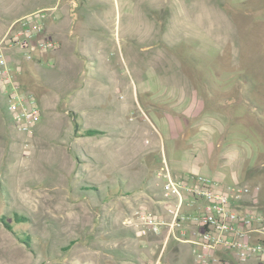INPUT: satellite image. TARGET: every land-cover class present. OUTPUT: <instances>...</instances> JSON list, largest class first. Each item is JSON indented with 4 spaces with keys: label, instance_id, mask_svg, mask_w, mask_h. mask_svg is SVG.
<instances>
[{
    "label": "rangeland",
    "instance_id": "1",
    "mask_svg": "<svg viewBox=\"0 0 264 264\" xmlns=\"http://www.w3.org/2000/svg\"><path fill=\"white\" fill-rule=\"evenodd\" d=\"M86 3L88 17L83 20L82 31L90 40L67 33L47 34L61 42V49L48 56L58 57L56 66H43L42 84L50 90L52 103L47 105L46 99L41 103L42 132L32 134L28 148L24 147L25 137L13 128L11 141L0 139V264H134L123 257L138 252L143 256V264L158 262L160 253L155 237H115L120 229L132 230L123 226L122 220L131 210L150 208L147 198H97L91 191L80 192L79 188L92 187L94 181L100 192L107 189L105 182L119 191L121 186L130 190L141 183L143 191L161 194L157 168L164 164L163 160L170 167H187L194 148L190 140L191 122L175 123L173 138L164 134L162 140L155 130L161 128V123L151 111L155 108L149 101L159 93L154 79L159 76L160 80L168 77L174 84L181 76L187 91H191L192 85L197 86L199 102L203 97L207 104L229 103L227 108L232 116H238L240 111L246 116L256 114L253 119L247 116L240 123H227L236 134L242 129L240 143L233 141L229 153L232 156L236 147L245 150L240 153L242 159L224 154L222 158L216 157L217 152L219 155L225 150L217 151L208 145L202 175L222 180L223 186H259L258 201L264 206V128L255 112L264 114V24L257 28V23L246 20L242 35L236 33L240 36L235 44L230 43L225 49L215 33L211 37L204 29L210 19L213 22V17L208 16L210 9L222 7L217 2L209 3L207 16L198 18L192 17L198 5L192 8L191 15H182L185 7L180 0ZM5 7L6 0H0V8ZM239 19L238 25L242 23ZM185 44L195 54L184 48ZM13 53L9 51L10 55ZM32 79L35 84L32 75L27 78ZM148 88L152 95H146ZM32 89L35 91V85ZM176 92L174 97L178 98ZM3 104L6 105L5 100ZM135 125L141 129L136 131ZM144 127L150 135L143 133ZM88 130L104 134L83 137ZM153 130L158 143L153 140ZM161 131L164 133L162 128ZM144 135L152 137L147 138L151 143L145 150L138 143ZM111 141L121 144L117 151L112 150L116 155L104 149ZM76 159L83 163L80 165ZM143 165L147 169L145 182L137 173ZM155 182L159 184L155 186ZM157 203L151 204L149 210L153 213L160 210L155 208ZM16 215L23 220L16 222ZM25 236L30 239L28 247L18 239ZM70 241L74 243L64 251ZM163 261L158 264H166Z\"/></svg>",
    "mask_w": 264,
    "mask_h": 264
},
{
    "label": "built area",
    "instance_id": "2",
    "mask_svg": "<svg viewBox=\"0 0 264 264\" xmlns=\"http://www.w3.org/2000/svg\"><path fill=\"white\" fill-rule=\"evenodd\" d=\"M57 7L41 9L13 22L0 44V94L13 130L25 137L24 147L41 120L36 97L13 78L6 52L19 51L31 61L33 51H57L60 44L47 37L46 26L58 19ZM162 182L163 212L139 207L125 215L122 225L139 238L160 237L186 244L194 264L264 262V208L259 186H223L198 174L175 177L167 168L157 172ZM154 264H158L155 262Z\"/></svg>",
    "mask_w": 264,
    "mask_h": 264
},
{
    "label": "crops",
    "instance_id": "3",
    "mask_svg": "<svg viewBox=\"0 0 264 264\" xmlns=\"http://www.w3.org/2000/svg\"><path fill=\"white\" fill-rule=\"evenodd\" d=\"M79 0H6V7L0 8V14L6 15L7 17H0V44L3 40V37L7 31V28L15 21L20 19L21 17H24L30 13L39 11L41 9H46L50 7H57V14H58V20L56 22H49L46 26V32L47 34L55 35L54 33H59V35L69 34L71 37L73 35H77L78 38H83L85 40H90L91 38H88L87 35L83 33L84 27L82 26L83 20L88 17L87 13V7H86V0H81L82 2L77 3ZM237 1V0H233ZM251 0H238L237 2H248ZM253 1V0H252ZM257 5L255 7H248V5H245L243 7H226L219 10H213L210 9V12L208 16L213 17V22L210 19L209 26L207 28L208 32L210 33V36L213 37L211 34L212 32L217 35V37L223 41L224 48L227 49V47L232 43L233 45L235 43L234 40L237 39L240 35L236 33L240 32L242 35L243 29H246L244 25L247 24L246 20L251 19V23H257V28H260L261 24H264V7H259L260 0H256ZM219 12V13H218ZM184 15V13L182 14ZM196 14L193 12L192 17L194 18ZM240 19H239V17ZM256 18H258L256 20ZM241 21L239 25L236 23V21ZM192 26L195 25L194 22H191ZM259 23V24H258ZM67 25V27H66ZM77 27V29H76ZM81 28V30L79 29ZM214 34V35H215ZM58 35V36H59ZM57 37V36H56ZM55 37V38H56ZM237 37V38H236ZM61 41V39H59ZM216 39H213V42L216 43ZM93 41H96V39H93ZM58 42V40H57ZM60 44V48L57 51H49L46 53H39L35 50V53L33 52V59L31 61H25L22 60V55L19 53V51H14L12 55L9 54V52H6V55L8 57L9 62L13 66V78L15 81H17L21 87L25 90L30 92L31 94L34 93L35 97L39 103V107L41 109V103L45 100L46 104L49 105L52 103V101L49 98L50 90L46 87V85L42 84L43 82V66L49 65L51 67H54L58 64L59 59L58 57L50 58L48 57L51 52H59L61 49V42H58ZM98 46V45H97ZM259 47V45L257 44ZM215 47V45H213ZM32 75L35 78V84L34 80L31 81L27 80L28 76ZM235 77V75H233ZM155 86L157 87V90L159 93L155 94L156 97H150L149 105L151 107H154L155 110H151L154 112V116L159 120L161 123V128L163 129L164 133L161 131V128L155 127V130L157 131L158 135L162 137V140L164 139V134L168 135L169 138H173V131L176 130L174 126L175 123H177L179 120H183L187 122H191L190 130H191V136L190 140L193 144L194 148L190 151V161L187 167H184L183 170L170 167L168 162L166 160H163L164 164H161L158 166V171H160L163 168H167V170L175 177L182 176V175H190V174H198L202 175V173H205L203 170V161L207 159V155L205 154V148L208 145H212L215 150H225L224 153L221 152L218 155V152L215 154L216 157L222 158V154L227 157H232L237 159H242L243 156H240V153H244L245 150L238 149L236 147L233 151V155L230 156L231 151V143L234 141L237 144H239L240 136L242 134V129L237 132L234 131V134L232 135L233 131H231L230 127H228L227 123L231 120L238 121L239 123L244 121L246 117L247 119H250V117L253 119V117L256 115L255 113H252L253 116L245 115V113L239 112L238 116H232L230 115V109L229 103L228 104H222V106L207 104L205 101V98L202 97L201 102H199L198 97H200V94L198 93L197 86L192 85L190 88V92L186 87H183V80L181 76L176 79L179 82L170 83L168 77H163L160 80L159 77L154 78ZM45 83H47L46 80H44ZM181 82V84H180ZM35 85V91L32 89V86ZM176 88V89H175ZM39 89V90H37ZM160 89V90H159ZM164 90V91H162ZM174 90H177L176 96H179L178 98L174 97ZM184 92V93H183ZM146 95H152L151 89L148 88V92ZM181 97V98H180ZM6 98L0 94V109L3 107V102ZM170 101V102H169ZM234 104V103H233ZM231 104V105H233ZM230 105V106H231ZM6 107V105H5ZM232 107H235L232 106ZM237 107V106H236ZM47 109V107H46ZM49 109V108H48ZM53 109V108H51ZM222 110V111H221ZM220 111V112H219ZM257 113V120L258 123L259 120H264V114L255 111ZM67 113V111L65 112ZM190 113V116H186V114ZM222 113V114H221ZM146 124V123H145ZM147 126V124H146ZM43 123L41 125H38L35 129V134L39 132H42ZM136 131H139L141 129L140 126L135 125ZM227 129H230L228 131ZM145 131V132H144ZM154 133H156L153 130ZM143 133L150 135L149 131H147V127L143 128ZM157 133L154 135L153 140H156L158 143ZM232 135V136H230ZM106 137V136H104ZM151 136L144 137L138 139L139 145H143V150L148 148L150 146ZM147 141L149 143H147ZM228 143V144H227ZM131 145L134 144V142H130ZM226 144V145H225ZM119 141H111L106 143V147H104L105 150H109L110 153H113L116 155L114 151H117V147L120 146ZM159 149V146H158ZM155 159V158H153ZM146 165L141 166V168H138L139 174H141V182H145L146 180L143 179L147 176V169L145 168ZM206 176L217 183H222V180H217L214 178H211L207 176V174L203 175ZM140 182V181H137ZM159 183L155 182V186H157ZM135 190L140 192H146V191H152V190H145L143 191L140 184H135ZM138 186V187H137ZM134 189V188H133ZM162 194V193H161ZM142 196V195H141ZM140 196V197H141ZM138 197V198H140ZM149 204V203H148ZM151 204L153 202H150L149 206L150 208L153 207ZM163 201H159L155 208H158V212L162 213L164 208ZM145 207V206H142ZM145 208L150 209L148 206ZM151 211V210H150ZM152 212V211H151ZM157 212V213H158ZM158 213V214H160ZM157 239L156 246H159V258L158 262L160 260H164L163 263L166 264H194L192 261L191 256V249L186 244H181L177 241H175L173 238L167 239L166 235H162L160 237H155Z\"/></svg>",
    "mask_w": 264,
    "mask_h": 264
},
{
    "label": "trees",
    "instance_id": "4",
    "mask_svg": "<svg viewBox=\"0 0 264 264\" xmlns=\"http://www.w3.org/2000/svg\"><path fill=\"white\" fill-rule=\"evenodd\" d=\"M238 1V0H237ZM235 2L233 0H198V1H195V0H180L181 2V5L184 8V14L186 15H191V12H192V8H196V6L198 5V10L195 11L194 10V13L196 14L197 18L198 16L202 15V16H207V11H209V3H213V2H217V4L220 5L223 7V8H226V7H243L245 5H248V7H255V6H258L257 5V2L256 0H251V1H248V2ZM222 7H219L220 9H223ZM259 7H264V0H260V3H259ZM186 9H190L189 12L186 13ZM201 9V11L199 10ZM219 13V12H218ZM161 31V29H160ZM184 48H188L192 51L193 54H195V51L193 48L187 46L185 44ZM193 49V50H192ZM184 55V53H182ZM192 54V56H193ZM198 55V54H197ZM4 106V109L2 107V109H0V139L1 140H5V141H9L11 139V134H10V130L12 128V125H11V121L8 117V114L6 112V109H5V104L3 105ZM259 124H260V127H263L264 128V121L262 119L259 120ZM104 134V132H99V131H93V130H88V131H85L83 137H92V136H96V135H102ZM11 141V140H10ZM87 159L90 161H92L93 164H96V162L91 158V157H87ZM76 160H79V159H76ZM79 163L80 165L83 163V161H80L79 160ZM106 185H107V189H104V193H106V195L103 193V192H100L99 189L96 187V185L94 184V181L92 182V187H80L79 188V191L82 192V191H85V192H88V191H91L92 193L96 194V197L97 198H100L101 197H107L109 199H114V198H124V199H127V198H132L134 195L135 196H141L142 195V198L143 196L145 197V199L147 198L148 200V203L150 204V202H153V201H156V202H161V201H164V196H163V193L162 194H158L157 192L155 191H144V192H140L139 190L136 191L135 188L134 189H125V188H122L123 186H121V189L122 190H116V189H112V186L109 185L107 182H105ZM104 194V195H103ZM88 195V194H87ZM141 199V197H140ZM144 199V198H143ZM103 201V199H101ZM259 202V201H258ZM261 203L259 202V205ZM262 207V204L260 205ZM264 208V206H263ZM157 209V208H156ZM133 211V210H131ZM130 211V212H131ZM130 212H127L126 215ZM155 214H158V213H155ZM16 222H21L23 220L22 217H18L16 215ZM6 227L10 228V226L7 224V223H4ZM115 237L117 238H125V237H129V238H135V233L132 231V230H126V229H120L117 231V233L115 234ZM19 240H21L23 242V244H25L27 247L30 245V239L28 236H25V237H19L18 238ZM74 241H70L69 242V245L67 247H64V251L68 250L69 246L71 244H73ZM128 254H123L122 256H126ZM124 260L126 261H131L132 263L134 264H143V262L141 261L143 259V256L141 255L140 252L138 253H131V255H128L127 258L126 257H123ZM142 262V263H141ZM250 262H256V263H262V262H259V261H250ZM249 262V263H250ZM248 264V263H247Z\"/></svg>",
    "mask_w": 264,
    "mask_h": 264
}]
</instances>
